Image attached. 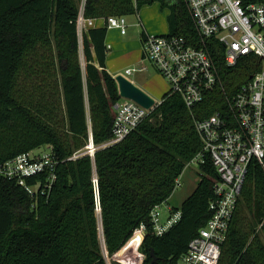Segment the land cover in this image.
<instances>
[{
  "label": "trees",
  "instance_id": "1",
  "mask_svg": "<svg viewBox=\"0 0 264 264\" xmlns=\"http://www.w3.org/2000/svg\"><path fill=\"white\" fill-rule=\"evenodd\" d=\"M154 2L169 10V36L208 53L220 85L190 109L167 92L135 131L101 148L112 136L119 97L105 69L107 28L88 29L79 43V9L84 19L105 22L137 15ZM140 37L143 42L144 31ZM258 65L247 56L228 67L216 40L197 44L184 0H0V165L40 146L50 147L56 161L50 185L46 172L23 185L0 177V264H106L105 256L135 247L139 236L133 234L141 227L143 264H150V251L153 264L175 263L210 217L217 179L210 158L198 165L199 181L173 209L180 219L163 235L154 234L150 212L169 199L201 151L195 122L225 113L226 99ZM90 141L93 156L86 153ZM217 264H264V175L255 162Z\"/></svg>",
  "mask_w": 264,
  "mask_h": 264
},
{
  "label": "built area",
  "instance_id": "2",
  "mask_svg": "<svg viewBox=\"0 0 264 264\" xmlns=\"http://www.w3.org/2000/svg\"><path fill=\"white\" fill-rule=\"evenodd\" d=\"M184 3L197 44L216 40L224 48V61L228 67L247 56H255L259 62L249 81L226 99L225 113L215 112L195 122L202 149L191 162L203 164L208 156L217 179L212 185L213 198L208 203L210 217L198 235L189 241L186 252L173 264H217L248 165L255 162L264 175V0H184ZM94 22V19L83 18L81 5L76 19L79 43L82 35L94 28ZM104 25L107 29H117L121 35L127 28L124 17H109ZM143 52L144 60L166 81L168 93L180 97L186 108L200 103L207 92L220 85L208 53L181 36L145 34ZM143 70L128 69L123 77ZM160 102L146 110L119 98L113 106L112 136L101 148L122 142ZM95 150L90 141L87 154L93 156ZM55 165L51 151L42 156H31L29 152L0 165V177L16 179L23 185L24 178L46 172L50 185L54 181ZM177 185L178 181L175 187ZM26 190L29 194L33 191ZM161 206L153 207L150 212V223L156 236L163 235L180 219V211L168 208V216L163 220L159 212ZM133 235H139L141 243L144 228H139Z\"/></svg>",
  "mask_w": 264,
  "mask_h": 264
},
{
  "label": "rangeland",
  "instance_id": "3",
  "mask_svg": "<svg viewBox=\"0 0 264 264\" xmlns=\"http://www.w3.org/2000/svg\"><path fill=\"white\" fill-rule=\"evenodd\" d=\"M148 7H154V9H157V12L159 11L162 15L160 16L157 14V17L155 18L153 24L160 23V26L162 25L164 21V26L166 27V14L169 15V10L167 8H161L159 2H154L153 4L149 5ZM142 8V7H141ZM140 8V9H141ZM139 9V10H140ZM139 12V11H138ZM152 16V15H151ZM136 15L126 16L124 17L125 24L127 26L126 28V36H124V39L131 38L130 36L133 35L135 32H142V28L140 26H137L136 28H128L129 23L132 21H135V23L138 24V20L135 19ZM153 20V18H152ZM152 23V22H151ZM109 30V29H108ZM167 30L164 29V32L161 35L158 36H164L167 35ZM138 34V33H137ZM138 37V36H137ZM80 62L83 66V56H82V49L80 47ZM118 63L120 66H122L121 74H124V70L127 68H139L141 66H138L137 64H129L127 59H124L123 57H120L118 60ZM143 66L148 68L147 72H139L134 73L130 76H126L130 80H135V78L140 77L144 80H149L152 88L156 91H160V95H152L154 98V101H159L162 97V95L165 93L168 86H166V81L158 76V74L154 71V69L151 67V65L144 61L142 62ZM168 91V90H167ZM51 151L50 147L48 146H40L30 152L31 156H42L46 153H49ZM87 153V152H86ZM178 185L174 188L171 196L169 199L162 204V206L159 209L161 218L164 220L167 218L168 213L167 209H174L179 210L182 202L193 192L195 189L198 181H199V168L197 162H191L187 164L182 172V174L177 179ZM134 236V235H133ZM139 236V235H138ZM140 236L137 237V243L135 244L134 248H129L125 250L121 255L115 254L113 257L108 258L105 256L106 264H143L144 261V255L140 253L139 247H140Z\"/></svg>",
  "mask_w": 264,
  "mask_h": 264
},
{
  "label": "crops",
  "instance_id": "4",
  "mask_svg": "<svg viewBox=\"0 0 264 264\" xmlns=\"http://www.w3.org/2000/svg\"><path fill=\"white\" fill-rule=\"evenodd\" d=\"M148 6L149 5L142 6L138 14L136 15L135 19L138 20V24L135 23V21L133 22L131 21L128 25V28L129 27L136 28L137 26H140L142 28V32L144 31L145 34L156 35V36L161 35L164 32V29L168 31V24H167L168 15L166 14V25H167L166 27L164 26V21L161 26L159 22L153 24L155 18L157 17V14H159L160 16L162 14L159 11L157 12V9H154V7H148ZM94 25H95L94 28H102L104 26V21L102 19H96ZM140 34H141L140 31L135 32L133 33L132 36H130L131 38L124 39V36H126V32L124 35H121V33L117 29H109V30L107 29V33L105 36V45L107 47L108 52L105 58V69L106 72L109 75H111L113 79L117 75L124 76L125 71L130 69V68L125 69L124 74H121L120 71L122 69V66H120V64L118 63L120 57L127 59L129 64L135 63L138 66H141L139 68H144V70L141 72L144 71L147 72L148 68H146L142 64V62H144L145 60H144V52H143V42L141 40ZM125 78L128 79L131 83H133L136 87L141 89L143 92H145L153 100L154 98L152 97V95L156 96L161 94L160 91H156L152 88L149 80H144L143 78L140 77L135 78V80H130L127 77ZM167 90L168 87L164 94L168 92ZM161 99L157 102H160Z\"/></svg>",
  "mask_w": 264,
  "mask_h": 264
},
{
  "label": "water",
  "instance_id": "5",
  "mask_svg": "<svg viewBox=\"0 0 264 264\" xmlns=\"http://www.w3.org/2000/svg\"><path fill=\"white\" fill-rule=\"evenodd\" d=\"M114 81L116 83L119 98L130 100L146 110H150L154 107L155 101L125 77L117 75ZM149 255L152 258L150 264H153L155 262L153 252L150 251Z\"/></svg>",
  "mask_w": 264,
  "mask_h": 264
}]
</instances>
